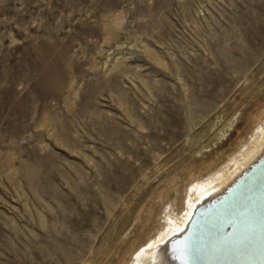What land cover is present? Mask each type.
I'll use <instances>...</instances> for the list:
<instances>
[{
	"label": "rangeland",
	"instance_id": "rangeland-1",
	"mask_svg": "<svg viewBox=\"0 0 264 264\" xmlns=\"http://www.w3.org/2000/svg\"><path fill=\"white\" fill-rule=\"evenodd\" d=\"M263 125L264 0H0V264H132Z\"/></svg>",
	"mask_w": 264,
	"mask_h": 264
},
{
	"label": "bare ground",
	"instance_id": "bare-ground-1",
	"mask_svg": "<svg viewBox=\"0 0 264 264\" xmlns=\"http://www.w3.org/2000/svg\"><path fill=\"white\" fill-rule=\"evenodd\" d=\"M263 159L264 125L229 164L196 182L187 211L180 217L170 213L166 229L138 250L132 264H264ZM198 216L204 225L194 240Z\"/></svg>",
	"mask_w": 264,
	"mask_h": 264
},
{
	"label": "water",
	"instance_id": "water-1",
	"mask_svg": "<svg viewBox=\"0 0 264 264\" xmlns=\"http://www.w3.org/2000/svg\"><path fill=\"white\" fill-rule=\"evenodd\" d=\"M261 163H264V159H263L259 164L261 165ZM259 164H258V165H259ZM258 165H256L255 168H256ZM255 168H253V169H255ZM253 169H252L251 171H249L247 174H250L251 172H253ZM246 177H247V176H245V177H244V178L238 183V186H237V187H239V186L241 185V182H243V180H244ZM237 187H235V189H236ZM234 191H235V190H233V192H234ZM229 194H230V193H229ZM229 194H227V195H229ZM224 199H225V197H224ZM224 199H222L221 202H223ZM221 202H220V203H221ZM220 203H219V204H220ZM219 204H218V205H219ZM218 205H216L215 207H217ZM215 207H214V208H215ZM215 210H216V209H215ZM203 219H204V217H202V216H198V217L194 220L195 226L197 227L198 224H199V225H201V224L204 225V221H203ZM229 221H230V220H229ZM229 221H228V222H229ZM202 227H203V226H202ZM202 227H201V228H202ZM201 228H198V229H196V230H195V229L192 230L191 235L194 234V238H193L194 240L196 239V238H195V236H196L195 234H197V233L200 231ZM194 240H192V241H194ZM196 246H197V243H194V242H193V247L195 248Z\"/></svg>",
	"mask_w": 264,
	"mask_h": 264
}]
</instances>
